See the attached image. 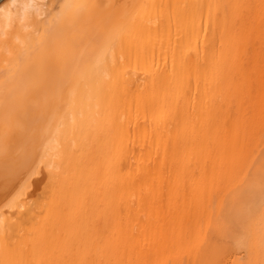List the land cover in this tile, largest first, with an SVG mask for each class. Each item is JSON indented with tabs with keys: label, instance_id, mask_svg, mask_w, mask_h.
Segmentation results:
<instances>
[{
	"label": "bare ground",
	"instance_id": "6f19581e",
	"mask_svg": "<svg viewBox=\"0 0 264 264\" xmlns=\"http://www.w3.org/2000/svg\"><path fill=\"white\" fill-rule=\"evenodd\" d=\"M38 79L0 264H264V0H2L3 123Z\"/></svg>",
	"mask_w": 264,
	"mask_h": 264
},
{
	"label": "rangeland",
	"instance_id": "374dc122",
	"mask_svg": "<svg viewBox=\"0 0 264 264\" xmlns=\"http://www.w3.org/2000/svg\"><path fill=\"white\" fill-rule=\"evenodd\" d=\"M55 7L54 11H60L63 9L62 5ZM51 65H53V63H51ZM51 68L54 69V65L53 67H49L50 70ZM49 83L51 82L40 80L34 83L39 85H34L33 83L29 84L27 87L28 92L25 91L23 94V90L22 93L21 91L18 93L15 102L11 104L12 109L10 108V110H13L16 114L12 112V115L10 112L11 117L9 116L8 119L10 123L8 121H6L7 123H3L8 117L6 118L5 116L0 115L1 121L4 117L6 118L5 120L3 119L2 123L0 122V146L2 147L0 148V197H2L3 193H6L5 191L16 183L18 186L23 183L24 187L27 184L25 178H28L29 175L31 177L33 171H36L37 169H41V174L37 176V174L34 173V175H32L31 181L33 187L29 190L34 198L43 191L47 176L46 170L41 161L44 153V144L48 138L44 126L46 127L45 123L49 117L48 109L51 108L53 104V97L49 93L48 86L46 85ZM44 97L47 98L45 99ZM12 105H18L19 107L17 106V108L19 110ZM13 116L14 118H12ZM12 120L17 121L13 122ZM18 175H21L22 177H19ZM25 182L26 184L24 185ZM8 200L9 196L4 198L0 204L3 206L5 205L3 203H6Z\"/></svg>",
	"mask_w": 264,
	"mask_h": 264
},
{
	"label": "water",
	"instance_id": "95a60500",
	"mask_svg": "<svg viewBox=\"0 0 264 264\" xmlns=\"http://www.w3.org/2000/svg\"><path fill=\"white\" fill-rule=\"evenodd\" d=\"M1 1V0H0Z\"/></svg>",
	"mask_w": 264,
	"mask_h": 264
}]
</instances>
